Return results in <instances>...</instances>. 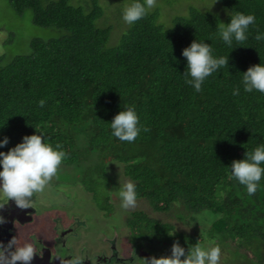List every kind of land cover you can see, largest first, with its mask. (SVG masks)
<instances>
[{
  "label": "trees",
  "instance_id": "trees-1",
  "mask_svg": "<svg viewBox=\"0 0 264 264\" xmlns=\"http://www.w3.org/2000/svg\"><path fill=\"white\" fill-rule=\"evenodd\" d=\"M119 1L114 16L108 8L115 0H6L17 17L29 10L32 25L50 35L30 39L26 53L0 55V138L8 137L0 150L42 128L69 154L60 169H78L80 185L97 205L100 194L111 206L106 166L112 161L153 211L175 208L182 221L203 212L213 216L200 234L170 235L172 223L135 208L126 224L138 236L170 247L176 242L185 251L215 239L235 264H264V179L249 196L227 169L264 144V94L241 87L232 95L240 72L264 63V41L253 38L264 32V0H216L210 10V0H158L132 26L120 16L128 0ZM237 11L252 13L256 24L249 27L248 46L234 41L229 50L216 26ZM193 39L211 44L214 56L228 57V67L209 76L199 92L182 74L181 49ZM127 105L148 129L132 143L112 137L109 128Z\"/></svg>",
  "mask_w": 264,
  "mask_h": 264
},
{
  "label": "clouds",
  "instance_id": "clouds-1",
  "mask_svg": "<svg viewBox=\"0 0 264 264\" xmlns=\"http://www.w3.org/2000/svg\"><path fill=\"white\" fill-rule=\"evenodd\" d=\"M216 0H210L207 10ZM158 5V0H128L121 10L122 22L132 26L137 21L149 15ZM206 10V11H207ZM227 23L219 21L216 26V35L232 49L235 46H248L249 27L256 24L252 13L235 12ZM169 28L165 25V29ZM256 41H264V32L257 31L253 37ZM185 58L187 70L183 71L184 82L194 91H201L202 84L213 73L220 72L228 67V57L214 56L211 44L204 40L193 39L186 47L181 49ZM241 73L240 87L232 89V95L240 94L242 87L245 93L253 91L264 94V63L253 64ZM45 99H40L37 106L43 108ZM5 122V121H4ZM0 124V127L4 125ZM110 135L121 142L132 143L147 127L140 123L134 106L127 105L120 108L109 121ZM32 134L23 135L19 142L8 150H0V197L13 200L18 207H27L34 194L42 193L57 176L63 161L68 159V152L59 142H49L46 132L40 128ZM8 143V137L0 138V148ZM230 178L243 186L246 194L252 196L264 179V144H258L250 151L244 152L243 158L233 159L227 166ZM120 207L125 210L135 209L137 206V185L132 181H125L119 186L117 192ZM3 203V204H5ZM3 204H0L2 206ZM212 217H209L211 221ZM2 222V218H0ZM170 235L172 234L169 233ZM37 240L18 242L16 238L10 239L7 244H0V264H31L37 250ZM85 256L71 258V264H82ZM221 248L219 245L205 247L195 243L185 251L179 243L171 245L170 255L150 257L144 264H219ZM111 264H115L114 261Z\"/></svg>",
  "mask_w": 264,
  "mask_h": 264
},
{
  "label": "rangeland",
  "instance_id": "rangeland-1",
  "mask_svg": "<svg viewBox=\"0 0 264 264\" xmlns=\"http://www.w3.org/2000/svg\"><path fill=\"white\" fill-rule=\"evenodd\" d=\"M119 2V0H115L114 6L108 8V13L110 15H119L117 13L120 8ZM173 8L177 9L178 6ZM220 8L225 11L221 6ZM172 11L175 10L173 9ZM220 20L224 22V17H221ZM49 35L50 32L47 29L32 25L31 13L29 10H26L22 17H17L7 5L6 0H0V55L4 53L8 59L16 53H26L29 51L27 45L30 39L33 37L46 38ZM9 38L10 41L7 42ZM106 169L107 175L110 178L107 187H109L108 194H110L111 202L113 203L111 207L105 203L103 195L100 194H98L100 199L99 205H97L95 200H93V202L91 193L84 189L78 181L80 174L79 170L69 167L59 168L57 176L50 182V185L47 187V193L51 199H48V202L50 204H67L72 208L74 207V210L79 212V218L85 223L89 230V233H84L81 237V241L85 243L81 245L87 246L89 256H93L96 252H102L103 248L109 247V245L112 244L111 240L113 243H115L114 241H118L117 244L125 242V247L120 248L117 251L118 255H116V258H123L122 261L127 260L126 253H130V248L134 249L135 252L133 253H135V255L144 258L170 255L171 247L157 241H148L144 244L138 241V237H135L134 239L131 238L134 240L133 246L126 244V236L129 234V230L125 224V218L128 217V211L132 209L125 210L120 207L117 192L119 186L125 181H129V179L123 175V167L119 163L110 161ZM53 189L58 191L59 194L54 193L53 196ZM100 207L104 210L103 212L100 210ZM136 208L144 210L154 219L172 223L174 228L171 232L182 231L191 234H200L208 228L213 219L212 215L203 212L196 215V220H190V218L186 217L185 220L182 221L177 218L175 208L168 212H156L153 211L149 204L143 199H137ZM209 217H212L211 221H209ZM79 222L82 223L81 221ZM31 227V225H27L18 228L14 234L15 238L20 242L31 241V239L27 238V234L33 229ZM47 234L48 238L45 240L51 241L53 234H51V231ZM81 241L80 243H82ZM215 242L217 245V240L206 239L201 244L205 247H211ZM219 246L221 248V259L219 264H235V262H233L234 255H230L228 249H226L224 245ZM123 250H126V252H122ZM128 258L130 257L128 256Z\"/></svg>",
  "mask_w": 264,
  "mask_h": 264
},
{
  "label": "flooded vegetation",
  "instance_id": "flooded-vegetation-1",
  "mask_svg": "<svg viewBox=\"0 0 264 264\" xmlns=\"http://www.w3.org/2000/svg\"><path fill=\"white\" fill-rule=\"evenodd\" d=\"M54 193L59 194L58 191L53 189V196ZM48 199L50 200L51 197L47 193V188L42 193L34 194L32 200L29 201V205L23 208L18 207L11 199L5 203V200L0 197V204L5 203L0 206V218H2V222H0V244H7L10 239L15 238L14 234L18 228L31 225L33 229L27 234V238L37 240V250H40L39 254H34L31 264H71V258L76 256H85L82 264H111L112 261L115 264H144V260L148 259V257L135 255L132 248L129 249L130 253H126L127 260L122 261L123 258H116L117 251L125 247V242L117 244L118 241L113 243L111 239L112 244L109 247L103 248L102 252H96L93 256H89L87 246L81 245L84 243L81 241L82 235L89 233V230L79 218V212L67 204H50ZM109 199L110 204H113L110 194ZM100 210L104 211L101 208ZM131 211H128V215ZM127 228L129 230V234L126 236L127 245L133 246L135 237H138V241L144 244L151 241L138 236V232L129 228L128 225ZM49 231H51L53 237L51 241H46ZM122 252H126V250ZM16 264H21V262H16Z\"/></svg>",
  "mask_w": 264,
  "mask_h": 264
}]
</instances>
